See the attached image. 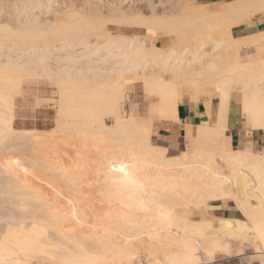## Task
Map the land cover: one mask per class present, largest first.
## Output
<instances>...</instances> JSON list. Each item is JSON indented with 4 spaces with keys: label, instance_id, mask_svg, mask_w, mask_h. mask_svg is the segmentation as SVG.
Listing matches in <instances>:
<instances>
[{
    "label": "bare ground",
    "instance_id": "6f19581e",
    "mask_svg": "<svg viewBox=\"0 0 264 264\" xmlns=\"http://www.w3.org/2000/svg\"><path fill=\"white\" fill-rule=\"evenodd\" d=\"M37 1L23 0L19 10L32 12L40 6ZM184 4L183 16L128 19L147 28L149 42L136 34H112L98 16L74 9L60 12L54 18L59 22L50 23L53 27L42 25L51 28L47 33L34 13L22 25L13 26L15 15L12 27L13 19L0 24L3 44L32 49L24 66L0 60V149L10 144L17 152L24 144L28 154L19 169L2 168L17 176L39 174L35 180L53 187L50 198L30 178L20 185L6 184L4 189L20 188L22 197L10 200L16 212L6 215L0 226V264H211L217 255L249 256L253 263H264V146L256 152L241 140L231 148L225 135L231 103L240 106L246 128L264 130V56L241 53L263 42L264 32L247 37L231 32L243 15L264 11V0L215 7L193 0ZM122 8L115 10L123 13ZM169 35L170 46L155 45L154 39ZM53 39L60 40L72 65L97 64L71 70L69 62L48 70L43 56ZM184 42L196 48L184 45L177 51ZM205 45L209 48L203 49ZM131 74L142 80L146 96L157 97L148 119H141L132 103L124 110ZM40 76L57 93L54 131L62 145L81 139L75 156L66 146L68 152L60 151L71 155L69 164L62 157L52 163L45 156L50 147H64L54 149L57 139L14 127L16 97H24L25 85L38 83L32 79ZM212 93L213 107L209 104L205 112L209 119L184 124L181 154L168 155L166 147L152 143V115L177 122L184 96L196 104L202 94ZM206 99L209 103L210 97ZM113 161L117 167L127 164L135 182L113 171ZM212 201L232 202L241 217H204L215 206Z\"/></svg>",
    "mask_w": 264,
    "mask_h": 264
},
{
    "label": "rangeland",
    "instance_id": "374dc122",
    "mask_svg": "<svg viewBox=\"0 0 264 264\" xmlns=\"http://www.w3.org/2000/svg\"><path fill=\"white\" fill-rule=\"evenodd\" d=\"M22 1L23 0H0V3H2V5L4 4L1 7L3 9L2 10L0 9V24L1 25H4V21H5L4 19H6V22H8V19L9 20L13 19V21H11V22L9 21L10 22L9 24H11V27L13 25V22L15 23V20H17V22L13 26H15L16 24L22 25V24L26 23L25 19H27V15L29 17L28 18L29 20H32L34 17H32V19H30L31 16L35 15L38 18L39 22H41V23H39L37 21L40 26H42V25L47 26L50 23L52 25H56L59 22V19H58V21H55L54 18L55 19L59 18L61 16L60 12H63L65 10H69V9H74V10L78 11L81 15H84V16H90L92 18H95L96 16H98L99 20L106 23L105 29H107V31L112 33V34H125V35L136 34L139 37L143 38L144 35L150 36V33H148V31L146 30L147 28L144 26L133 25V23L130 24L128 19L135 18L138 15L141 17H149L151 15H154L156 17L161 16V17H165V18H175L178 16H183L185 14L184 0H118L119 1L118 3L115 0H114L115 2H113V0H49V2H48V0H39V2L36 0L37 3L40 4V6H39V8H38V6H35V8L33 7L32 12L31 11L24 12L25 10L24 11L19 10ZM118 6L123 7L122 8L123 13L117 12L115 10V8H117ZM57 8H59V9H57ZM9 11H10V13H13V14L8 13ZM18 11H19V13H18ZM56 11L59 12L58 16H57ZM17 13H18V16L22 15L23 18L21 16H19L22 21L19 18H18L19 20L17 19V17H16ZM32 13H34V15ZM12 15H15L16 19ZM240 19H242V18H240ZM1 21H2V23H1ZM6 22H5V24H6ZM51 24L49 26L53 27ZM43 26H42V28L45 29V27H43ZM48 28L46 27V29H45L46 31L42 30V32L44 31V33H47L49 31V29H51V28H49V29ZM184 31L187 33H190L189 29H186ZM147 36H146V38L144 36V38L147 40L152 39V37L147 38ZM157 38L154 39L155 40L154 43H155V45H157L159 47H168L173 43V40L171 39V35H169L168 37H165V38H163V37L162 38L157 37ZM148 42H149V40H148ZM60 43H61L60 40L53 39V45L51 46V48L49 47L50 48L48 51L49 54L46 52L48 55L45 53V55L43 56L44 58L42 57L44 62H45V67L48 70L53 69V71H55L58 69V68H56L58 66H59L58 70H60L61 68L67 66V64L70 62V60L65 57L66 52L59 47ZM2 44L3 43L0 41V60H1V62H3V61H5V62L6 61H12L13 62V60H14V63H17V64L20 63V66L22 63V66H24L25 64L23 61L26 60L27 58H29V57H27V55L28 56L30 55V57L32 55L31 54V52H32L31 47L26 48L24 50H20L18 47L15 48L16 45H18L16 43L14 45H13V43H10V44L4 43L6 46L4 44H3L4 45L3 46ZM184 45H188L187 48H189V49H195L196 48V46H195L196 44L190 43V42H184L179 47H177V51H179ZM41 48H40V50L44 51V49H41ZM208 48H209V45L203 46V49H208ZM13 50H16V51H13ZM40 50H38L37 53H40L41 52ZM4 53H8V54L5 55ZM241 53L242 54L246 53L244 48L241 50ZM17 54H18V56H16ZM8 55L9 56L11 55V57H7ZM24 55H26V56H24ZM15 59H17L18 61H16ZM21 60H22V62H21ZM31 63L34 64L35 62L34 63L31 62ZM35 64L37 65V63H35ZM69 64H70V69L74 70L75 68L81 69L82 66L95 65V64H97V62H92L90 64H84V65H82L80 63L72 65L71 62ZM101 65L104 66L105 64H101ZM108 65H110V64H107V66ZM92 68H94V67H92ZM38 69L40 70V68H38ZM129 77H130V75H129ZM131 77L132 78H130L129 82H128V86H129L128 88H130L131 91L129 90V92H128V99L124 103V110L127 113L130 109V103H132L133 105L136 106L135 107V109L137 110L136 114L141 116L140 117L141 119L148 116V117H146L148 119L150 117L148 115L149 114L148 110L150 109L151 106H153L156 103L157 97L154 95H151V96L147 95L146 96L145 92L142 89V83H141L142 80L137 75H136V77H134V75L131 74ZM164 77L167 78V75L164 74ZM134 78L135 79L137 78V80H135ZM34 80H37L38 83H35V84L33 83V84H31V86L25 85L24 97H22V96L16 97L15 112H14L15 113L14 114V127L19 132H23V130L28 129V130H33L34 132H39L43 135H46L47 137L51 135V137H48L49 139L51 138L50 141L51 140L53 141L54 140L53 138L57 139L56 141L54 140L55 144L53 145L54 147L56 145V147L55 148L53 146L52 147L55 150H56V148L59 149V148L64 146L62 144H64L65 142H62L58 132L56 130L54 131V128H55L54 127L55 126V103H56L57 93L55 92L54 86L49 84V80L46 77L40 76L38 78L32 79V81H34ZM234 93H236V92H234ZM208 96L210 98H215V95L212 93L210 95L202 94L200 96V99L206 98ZM186 97H188V96H186ZM129 99H130V101H129ZM237 106L239 108V114L242 116V119L245 121V118L241 113L240 106L239 105H237ZM103 117H104V120L107 124H111L112 118L110 116L105 115ZM146 118H145V120H147ZM151 120H152L154 132L156 130V126L158 125V123H161V124L175 123V122H170V121L167 122L166 120H162V119H160L154 115H152ZM183 127H184V125H183ZM58 138L61 141H59ZM151 138H152L153 144H157V145L166 147L167 148V154L171 155V156L181 154V152L186 147V143L184 141V138L182 140V146H181L180 150L171 149L172 147L170 144L163 143L162 141H160L161 139H158L159 137L154 135L153 132L151 134ZM76 139H78V141L80 143ZM74 140H75V142H74ZM57 141H59V142H57ZM76 141L79 143L78 145H77ZM69 142L66 143L69 146H67V145H65V146L67 147V149H69L68 150L69 153L73 156L76 153V152L74 153L75 148L76 147L78 148V146H79L78 149H80L81 139L76 137L75 139H73V141L69 140ZM58 143L59 144L61 143V144L59 145ZM71 143H72V145H71ZM74 143L76 144V146L74 145L75 147L73 146ZM7 144L8 143H6V141H5L3 146H5ZM240 144H241V140H240L239 145ZM8 145H10V144H8ZM8 145L6 146L7 148L4 147L5 149L4 148L0 149V226H2L4 224V220L6 219V217H5L6 215L11 213V211H12V213L16 212L15 211L16 209H13L14 207H11L13 205H11L12 203H10V200L12 201L14 199H18V198L22 197L21 195H19V193L21 191H20V188H18V187L12 188V186H11L9 189L8 188L4 189L5 187L8 186V185H6L7 183H13V184L17 183L18 185H20L23 182H25L27 180V178H30L32 180L33 184L35 183L34 185H37L38 187L40 185V187H39L40 190L43 193H47L48 197L53 195V187L52 186L45 183L44 180H42V181L40 180V182H39V180H37L40 177H42L39 174H33V175L31 174L30 175L29 173H27V175L22 174L21 176H17L15 174L7 172L6 170L3 171L4 168H6V167H10L11 169H14V168L19 169L21 167V165L24 164V162H25L24 160H27L26 159L27 158L26 157V154H27V152H26L27 146L26 145H25L26 148L23 146L24 144L22 145L24 147L22 150H21L22 146L21 147L17 146V147H19V150H20L19 151L18 149H16L17 152H15L14 150L12 152V150L10 148H8ZM57 145L59 147H57ZM70 145L73 146L74 148H71ZM65 146L63 148H61V150L60 149L58 150L59 154L56 153L57 155L55 154V152H58V151H54L50 147L51 149L48 148L47 151L45 150V154L48 155V156L47 155H45V156L52 163H53V158L54 159H57V158L61 159V157H62V159L64 158L66 160L65 161L63 159V162L65 164H66V162H68L67 164H69V163H71V160H69L71 158L70 157L71 155L65 156L63 153H62L63 155H60V153L62 152V149H63V152L65 151L64 150V148L66 149ZM67 149L65 152H68ZM260 149L254 150V151L258 152V151H260ZM23 150H25V151H23ZM12 153H14V154H12ZM53 155H56V156H53ZM61 160H59V161H61ZM2 166H4V168H2ZM35 171L39 172V173L41 172L39 168H35ZM34 177L37 179L35 180ZM51 187H52V189H51ZM3 189L8 191V192H4ZM87 189H85V190L86 191L93 190L91 188H89L88 190ZM50 198H52V197H50ZM210 204H213L215 206L212 208L209 207L207 209V213L203 214V216L204 217L206 216V218L211 217L214 219V218L220 217V216H236L239 218L241 217L240 213L234 207V204L230 201H228L226 203L222 202V201H212V202H210ZM216 257H221V256L217 255ZM222 259H224V258H222ZM230 259H237V260L241 261L242 263L255 264V263L251 262L253 260L250 259L249 256L234 257V258H230ZM218 260H220V259H218ZM217 261H215L214 263H216Z\"/></svg>",
    "mask_w": 264,
    "mask_h": 264
},
{
    "label": "crops",
    "instance_id": "0c3cea01",
    "mask_svg": "<svg viewBox=\"0 0 264 264\" xmlns=\"http://www.w3.org/2000/svg\"><path fill=\"white\" fill-rule=\"evenodd\" d=\"M232 1V2H231ZM240 1V0H193L196 4L208 5L210 7L225 6ZM244 1V0H243ZM251 15V16H250ZM248 16L243 15L240 24L234 25L231 28L234 37H247L250 34L264 32V11L251 13ZM245 49V54L249 56L263 55L264 56V41L257 44H251ZM215 98H210L209 103L206 98L200 99L196 104L188 97L184 96L182 101L177 106V122L171 124L158 123L154 135L159 137L163 143L171 145V149L180 150L182 146L183 135L185 129L184 124L194 126L202 122L203 118L208 120L209 117L205 112L209 109V104L213 107ZM225 135L228 138L227 142L231 148H236L240 140L251 143L252 150H259L264 146V130L262 128L249 129L245 127V121L239 114V108L236 104L231 103L229 107ZM224 258V259H222ZM234 257H216L211 264H249L242 263ZM220 259V260H218ZM218 260V261H217ZM217 261L216 263H214ZM264 264V263H255Z\"/></svg>",
    "mask_w": 264,
    "mask_h": 264
},
{
    "label": "snow or ice",
    "instance_id": "6c2138e0",
    "mask_svg": "<svg viewBox=\"0 0 264 264\" xmlns=\"http://www.w3.org/2000/svg\"><path fill=\"white\" fill-rule=\"evenodd\" d=\"M116 164L117 162L113 161V171L122 173L129 182L134 183L135 181L132 179L131 174L127 171L128 165L120 162L119 166L117 167Z\"/></svg>",
    "mask_w": 264,
    "mask_h": 264
}]
</instances>
